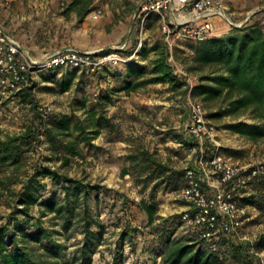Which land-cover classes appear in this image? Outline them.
Segmentation results:
<instances>
[{
    "label": "rangeland",
    "instance_id": "374dc122",
    "mask_svg": "<svg viewBox=\"0 0 264 264\" xmlns=\"http://www.w3.org/2000/svg\"><path fill=\"white\" fill-rule=\"evenodd\" d=\"M141 1L96 0L94 8L101 10L100 19L104 21L102 25L106 33L95 38L89 37L78 30L81 21H74L58 29L61 34L59 46L74 45V41L77 44L92 40L100 41L103 47L127 43V47L121 51L123 55L130 50L134 51L141 37L139 20L134 14ZM54 2V10L58 15L63 12L67 1ZM60 21L61 24L63 21L71 22V18L65 14ZM145 26L142 35L144 47L150 48L164 42L158 14L150 13ZM197 43L185 38H177L174 43L172 62L182 83L179 86H172L165 81H150L127 92L122 89L127 72L124 61L106 63L94 72L70 67L44 70L34 74L27 85L32 87L34 98L42 110L50 107L49 112L68 113L75 120L88 123L89 114L86 110L95 108L99 114L110 119L111 124L103 125L98 135L81 143L82 154L72 155L68 164H62L61 159L57 158L45 136H42L39 151H32L28 156L30 170L34 163L41 161L59 167L60 171L67 172L86 184L102 186L99 193L93 189L87 198L95 218H99L105 225L103 237L91 256L92 264H155L154 246L164 240V237H157V231L166 218L172 221L169 227L174 235L191 231L187 224L180 221L181 211L188 206V202L179 195L183 185L181 180L176 184L169 180L162 181L157 176L144 179L147 171L141 170L139 164H133L130 158V154L145 148L158 160L168 164L177 177L183 176L188 166H197L198 140L186 129L191 119L190 99L203 103L207 122L214 136V139H208L206 143L207 159L214 145H219L221 151L234 162L247 168L258 166L264 171V138L255 141L230 127V124L240 120L255 122L251 116L248 113L217 116L215 113L224 107V103L219 100L205 101L194 93V87L200 82V73L188 71L186 66ZM154 55L151 50L143 58L138 51L135 57L138 62L150 68ZM151 76L152 73H147L144 78ZM66 79L72 80L71 87L61 91V84ZM21 91L0 98V137L21 130L32 117V105L22 98ZM188 137L191 138V143L185 141ZM125 167H130L129 173H123ZM171 170L168 172H172ZM44 181L45 195L56 193L59 198L64 196L62 183H55L49 177H45ZM21 185L22 183H17L13 186L19 188ZM153 194L158 201L159 211L156 221L149 225L138 202L142 198L150 199ZM259 194H264L260 177H251L238 190L237 197L243 218L237 233L240 239L254 241L264 234V208L245 199L251 195H256L257 198ZM13 196L7 190L0 196V225L7 224L8 221L11 226L13 224L10 219L14 210ZM39 213L38 205L33 206L30 214L39 216ZM42 223L51 230L54 239L64 244V255L58 258L60 264H79L81 260L78 259V248L84 242L85 232L77 217L73 218L71 227L67 229L63 227V220L55 217V213L43 216ZM126 224L138 229L133 232L132 238L126 236L123 239L121 232ZM96 228L94 225L93 229ZM27 244L34 245L43 264L55 261V257L48 255L40 243L31 240ZM259 252L264 256V249ZM156 264H161L160 257Z\"/></svg>",
    "mask_w": 264,
    "mask_h": 264
},
{
    "label": "trees",
    "instance_id": "16d2710c",
    "mask_svg": "<svg viewBox=\"0 0 264 264\" xmlns=\"http://www.w3.org/2000/svg\"><path fill=\"white\" fill-rule=\"evenodd\" d=\"M94 1L70 0L66 2L63 13L75 11L79 19H83L94 9ZM254 14L241 26H232L227 32L197 41L186 69L200 73V82L193 89L196 95L205 101L219 100L224 103V107L215 115L248 113L251 116L255 122L240 120L230 124V127L256 141L264 138V25L261 17L255 19ZM151 50L155 55L150 68L138 62L135 56L125 61L127 72L122 89L130 92L150 81H165L172 86L182 84L175 71V64L170 60V49L166 41L150 48L142 45L139 55L144 58ZM130 53L131 50L126 55ZM147 73H152V76L144 78ZM71 84V79L64 80L60 90H68ZM31 88L27 86L21 91L22 98L32 105L31 119L21 130L0 137V196L5 190L14 195V210L10 215L13 224L11 226L8 221L7 224L0 225V264H43L34 245L27 244L31 240L40 243L48 255L55 257V261H48L47 264H60L58 258L64 255V244L54 239L51 230L42 223V217L48 213H55V217L61 218L66 229L71 227L73 218L77 217L85 232L84 242L78 248V259L81 260L79 264H92L91 256L103 237L105 225L99 218H95L87 198L93 189L99 193L102 186L86 184L81 179L60 171L59 167L41 161L34 163L30 170L28 156L32 151H39L42 136H45L57 158L61 159L62 164H68L72 155L82 154L81 143L98 135L103 125L111 124L110 119L99 114L95 108L86 110L89 114L88 123L75 120L68 113L45 114ZM185 141L192 142L189 137ZM130 158L133 164H139L141 170L147 171L144 179L157 176L162 181L169 180L176 184L180 179L183 183L181 188L186 184L187 168L183 176L177 177L168 164L158 160L145 148L130 154ZM169 170L172 172H168ZM129 172L130 167L123 168L124 174ZM45 177L55 183H62V198L56 193L44 194ZM254 177H260L264 185V174ZM17 183L22 185L14 188L13 185ZM258 196L256 198V195H251L245 199L262 209L264 194ZM35 205L39 207V216L30 214ZM138 206L144 212L147 223L152 225L159 211L154 194L150 199L142 198ZM180 221L186 224L181 214ZM171 222L169 218L164 219L161 229L157 231V237H164V240L154 246L155 264L158 257L161 264H259L260 257L255 250L264 249V234L254 241L240 239L237 233L224 231L214 236H205L202 227L188 225L191 228L189 233L176 236L169 227ZM94 225L96 230L93 229ZM137 229L126 224L121 232L122 238H132Z\"/></svg>",
    "mask_w": 264,
    "mask_h": 264
},
{
    "label": "built area",
    "instance_id": "2783aa9c",
    "mask_svg": "<svg viewBox=\"0 0 264 264\" xmlns=\"http://www.w3.org/2000/svg\"><path fill=\"white\" fill-rule=\"evenodd\" d=\"M161 18V28L173 59L174 43L177 38L202 41L208 37L222 34L216 18L223 20L229 27L241 26L250 17L236 20L223 0H142L134 16L139 20L138 45L129 55L122 50L127 43L114 47L83 49L76 45H66L49 56L37 59L21 42L4 31L0 25V98L21 91L29 85L34 74L58 67L78 68L94 72L109 62L128 61L136 55L143 45L145 22L150 13ZM101 10L94 8L90 17L96 18ZM264 25V16L260 18ZM177 72V71H176ZM191 119L187 131L198 140L199 156L197 166H188L186 184L180 189V197L188 202L181 211L182 220L190 226L203 228L205 236L219 232L238 233L242 226V208L237 197L238 190L247 180L264 171L234 162L227 157L219 145H214L210 157L206 158L207 140L214 139L208 125L206 111L200 100L190 99ZM46 108L44 113L49 112ZM264 264L262 252L255 250Z\"/></svg>",
    "mask_w": 264,
    "mask_h": 264
},
{
    "label": "crops",
    "instance_id": "0c3cea01",
    "mask_svg": "<svg viewBox=\"0 0 264 264\" xmlns=\"http://www.w3.org/2000/svg\"><path fill=\"white\" fill-rule=\"evenodd\" d=\"M223 1L232 17L234 19L239 17L236 20L250 17L256 12L254 14L255 19L264 16V0ZM95 2L96 0L94 4ZM54 3V0H0V25L4 31L16 37L37 59L45 58L55 50L66 46L65 44L59 46L58 44L61 40L58 29L61 26L66 27L74 21H81L77 28L80 33L87 34L89 37L95 38L97 35L103 36L106 33L105 27L102 25L104 21L100 19V15L92 18L87 14L83 19H79L75 11L61 12L56 15ZM65 14L69 15L71 22L63 21L61 24L60 19H63ZM216 21L222 32L229 30L228 25L223 20L216 18ZM73 35L76 36L77 34ZM72 44L83 49H96L104 46L100 41L92 40L77 44L74 41Z\"/></svg>",
    "mask_w": 264,
    "mask_h": 264
}]
</instances>
